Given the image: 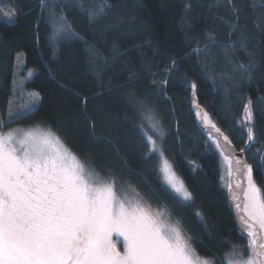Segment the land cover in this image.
Returning <instances> with one entry per match:
<instances>
[{
  "label": "trees",
  "instance_id": "1",
  "mask_svg": "<svg viewBox=\"0 0 264 264\" xmlns=\"http://www.w3.org/2000/svg\"><path fill=\"white\" fill-rule=\"evenodd\" d=\"M45 2L48 8L42 13L40 0H8L11 9H23L11 23L5 21L0 6V130L44 127L57 131L67 147L91 162L101 176L112 174L152 209L166 208L173 220L182 219L196 238L193 246L200 257L221 264L222 255L230 253L233 244L243 246L247 241L236 229L228 207L223 155L199 128L193 92L186 85L197 84L196 102L237 150L245 148L247 137L237 132L235 122L242 118L243 104L251 97L257 116L256 140L244 155L257 184L264 188L260 160L264 157V100L260 99L264 97V32L256 26L264 19L260 15L264 8L259 7L264 0H231V4L228 0H109L111 11L120 15L94 25L82 14L79 0ZM252 4L257 7L248 6ZM231 5L243 7L238 20ZM53 12L55 17L67 16L80 38L59 40L54 47L49 23ZM196 48L199 53L193 51ZM92 49L94 55H90ZM18 53L34 71L26 89L39 92L42 101L31 114L8 122ZM249 62L256 64L251 80L240 67ZM225 89L229 107L224 106ZM82 96L90 98L86 111L95 122V137L101 139L89 131ZM137 100L144 101L159 121L163 140L151 131L148 134L162 144L164 156L192 193L189 203L172 198L162 182L157 154L147 161L143 158L149 148L135 128L144 123ZM125 160L131 172L125 169ZM197 212L203 214L206 230Z\"/></svg>",
  "mask_w": 264,
  "mask_h": 264
},
{
  "label": "snow or ice",
  "instance_id": "2",
  "mask_svg": "<svg viewBox=\"0 0 264 264\" xmlns=\"http://www.w3.org/2000/svg\"><path fill=\"white\" fill-rule=\"evenodd\" d=\"M228 2L231 4V0ZM78 6L90 25L120 15L118 11H111L113 5L109 0L95 3L79 0ZM248 6L257 7L256 4ZM40 7L42 13L48 8L45 0H40ZM231 7L238 20L243 7ZM259 7L264 8V4ZM22 11L17 6L2 15L15 20ZM260 15L264 18V12ZM49 23L53 26L54 47L59 40L80 38L73 23L63 14L55 17L54 12L50 13ZM256 26L264 32V19ZM232 27L235 30L238 24L234 21ZM229 47L235 45L229 44ZM193 51L199 53L200 49ZM94 54L95 50H90V55ZM55 56L53 51L52 58ZM175 63L173 61V67ZM240 67L249 80L253 79L255 62ZM51 75L55 79V75ZM167 83L165 80L164 84ZM186 86L192 89L196 116L202 124L215 130V135L211 130L208 135L216 148L222 150L221 140L225 146L231 145L229 137L222 135L220 128L211 122L208 112L199 110L195 100L197 84L190 82ZM29 99L31 103L24 104L18 112H8V122L31 114L42 101L39 92L30 93ZM89 99L82 96L81 107L85 110L84 119L90 122L89 131L95 137V122L86 111ZM135 104L144 121L137 123L135 128L148 145L149 151L142 153L147 161L152 155L163 153V146L157 144L154 135L162 141L165 133L144 101L137 100ZM230 104L229 90L225 89L224 106ZM261 116L264 118V111ZM256 118L255 104L248 97L243 104L242 118L235 122L237 132L247 137L241 153L256 140ZM149 131L154 135H149ZM225 159L229 176L234 170L241 181L236 187L243 193L242 202L235 206L240 209L239 226L242 234H246L247 243L243 246L233 244L232 251L222 255L221 264H264V188L257 184L253 166L241 157H234L231 149ZM260 160L261 178L264 179V157ZM124 167L132 171L126 160ZM162 171L164 185L172 198L191 201L192 193L175 176L167 161ZM228 188L232 185L228 184ZM195 215L206 230L203 214L197 212ZM113 234L122 238V250L113 240ZM195 239L183 220H173L166 208L152 209L130 185H123L112 174L107 178L100 176L91 162L67 147L57 131L51 128L0 130V264H214V258L200 257L193 246ZM245 251L248 252L246 258Z\"/></svg>",
  "mask_w": 264,
  "mask_h": 264
},
{
  "label": "rangeland",
  "instance_id": "3",
  "mask_svg": "<svg viewBox=\"0 0 264 264\" xmlns=\"http://www.w3.org/2000/svg\"><path fill=\"white\" fill-rule=\"evenodd\" d=\"M0 6H1V11L2 13H10L12 9L8 5V0H0ZM4 16V15H3ZM5 21L11 23L14 20H9L6 16H4ZM19 56V58H17ZM29 72L34 73L32 68L26 67L23 59V54L18 53L15 56L14 60V66H13V73H12V82H11V97L8 103V112H18L24 104L31 103V100L29 99V94L32 92H36L35 90L26 89V83L31 79L32 75L29 76ZM8 118V114H7ZM29 128H41L43 129L44 127H17L13 129H21V130H28ZM10 130V129H9ZM8 131V130H6ZM157 157L159 158V172L160 176L162 179V182L164 184V178H163V167H164V162L167 161L169 165L171 163L166 159L164 154L157 153ZM222 159L224 158L223 156L221 157ZM224 169H225V176L229 174V169H228V161L224 158ZM172 167V165H171ZM173 170V167H172ZM175 173V176L180 180L181 178L176 174V172L173 170ZM101 176V175H100ZM103 177V176H102ZM183 182V181H182ZM184 184V183H183ZM120 185H118L119 187ZM189 203L190 201H182ZM113 240L117 243V247L122 250V238H117L115 234H113ZM245 258L247 257L248 253L244 254ZM215 264V263H214Z\"/></svg>",
  "mask_w": 264,
  "mask_h": 264
},
{
  "label": "water",
  "instance_id": "4",
  "mask_svg": "<svg viewBox=\"0 0 264 264\" xmlns=\"http://www.w3.org/2000/svg\"><path fill=\"white\" fill-rule=\"evenodd\" d=\"M194 108H195V106H194ZM199 110L203 111L201 108ZM196 120H197L199 128L206 135H208L210 130L215 135V130L211 129L210 125L206 126V125L202 124L200 118L197 116H196ZM221 134L224 135L222 132H221ZM209 138H211V137L209 136ZM221 144H222V150L219 149V151L221 152V154L223 155L224 158L226 155H228L229 149H231L232 155L234 157H241L246 161L244 153H241L240 150H237L233 144L225 146L223 140H221ZM240 183H241V181H240V178L238 177V174L233 170L231 173V177L228 174V184H231L232 188L231 189L227 188L226 195H227L228 207H229L230 213L232 215L233 223H234L236 229L239 231V233L245 237L246 234H242V232L240 230V226H239L240 222L238 219V214L240 212V209H237L235 206L237 203L242 202L243 193H242L240 188L236 187V185L240 184Z\"/></svg>",
  "mask_w": 264,
  "mask_h": 264
}]
</instances>
